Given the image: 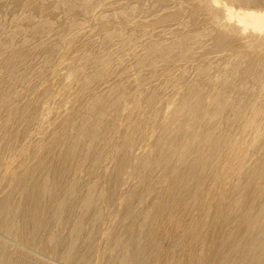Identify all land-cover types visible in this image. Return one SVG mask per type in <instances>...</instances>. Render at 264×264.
I'll return each mask as SVG.
<instances>
[{
	"label": "bare ground",
	"instance_id": "bare-ground-1",
	"mask_svg": "<svg viewBox=\"0 0 264 264\" xmlns=\"http://www.w3.org/2000/svg\"><path fill=\"white\" fill-rule=\"evenodd\" d=\"M0 264H264V0H0Z\"/></svg>",
	"mask_w": 264,
	"mask_h": 264
},
{
	"label": "rangeland",
	"instance_id": "rangeland-1",
	"mask_svg": "<svg viewBox=\"0 0 264 264\" xmlns=\"http://www.w3.org/2000/svg\"><path fill=\"white\" fill-rule=\"evenodd\" d=\"M9 7H10V6H9ZM3 12H5L4 14H6V13H7L6 9H5V11L3 10Z\"/></svg>",
	"mask_w": 264,
	"mask_h": 264
}]
</instances>
